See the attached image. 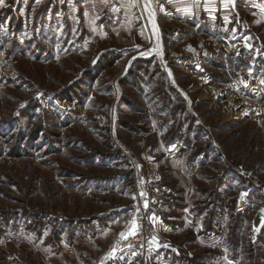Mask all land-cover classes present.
<instances>
[{
    "label": "rangeland",
    "instance_id": "1",
    "mask_svg": "<svg viewBox=\"0 0 264 264\" xmlns=\"http://www.w3.org/2000/svg\"><path fill=\"white\" fill-rule=\"evenodd\" d=\"M60 3L0 0V264H264V1Z\"/></svg>",
    "mask_w": 264,
    "mask_h": 264
},
{
    "label": "crops",
    "instance_id": "2",
    "mask_svg": "<svg viewBox=\"0 0 264 264\" xmlns=\"http://www.w3.org/2000/svg\"><path fill=\"white\" fill-rule=\"evenodd\" d=\"M86 1L91 8H97L96 5H113L122 9L121 1L134 3L133 0H61L60 6L64 2L72 3L76 12L78 10L82 12ZM146 1L148 0H141V3ZM262 1L264 0H166L157 13L162 15V18H167L172 14V17L180 20L189 19L190 24L193 25L195 22L205 21V18L214 20L219 17H228L234 10L246 8L251 4H261Z\"/></svg>",
    "mask_w": 264,
    "mask_h": 264
},
{
    "label": "built area",
    "instance_id": "3",
    "mask_svg": "<svg viewBox=\"0 0 264 264\" xmlns=\"http://www.w3.org/2000/svg\"><path fill=\"white\" fill-rule=\"evenodd\" d=\"M140 8L141 0H133ZM166 0H148L150 9L158 11ZM137 215L135 218V228L127 236H118L115 240V246L126 247L136 252L144 253V259L148 255L149 240L152 236L150 224L147 221L146 210L142 203L138 204Z\"/></svg>",
    "mask_w": 264,
    "mask_h": 264
},
{
    "label": "trees",
    "instance_id": "4",
    "mask_svg": "<svg viewBox=\"0 0 264 264\" xmlns=\"http://www.w3.org/2000/svg\"><path fill=\"white\" fill-rule=\"evenodd\" d=\"M106 62L104 63L105 65V67L106 66H110V65H113L114 63H115V61H116V58L115 57H113V58H110V59H107V60H105Z\"/></svg>",
    "mask_w": 264,
    "mask_h": 264
}]
</instances>
